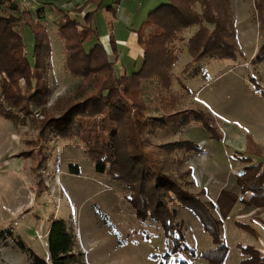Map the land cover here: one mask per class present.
<instances>
[{
  "label": "rangeland",
  "instance_id": "obj_1",
  "mask_svg": "<svg viewBox=\"0 0 264 264\" xmlns=\"http://www.w3.org/2000/svg\"><path fill=\"white\" fill-rule=\"evenodd\" d=\"M67 1L49 2L62 5ZM257 1L223 0L222 4L212 5L215 15L218 13L216 8L227 10L228 38L225 37L224 41L231 38L233 28L238 49L235 51V60L205 58L199 64L204 70L203 75L191 76L193 68H190V73H186L185 62L191 61L187 50L188 40L199 28L192 26L178 34L175 42L167 45L168 52L176 60L168 71V77L162 78L166 80L151 76L138 82L137 86L133 84L134 88L130 85L129 89L133 88L130 94L119 97V100L115 99L116 102L123 101L128 108L122 124L126 129L119 127L126 142L106 138L110 143L113 141L117 155L122 156L126 143L133 142L131 129L136 132L137 128L143 130L140 135L146 155L150 158V165L157 160L156 157L166 159L162 153L170 151L164 146L167 143L179 138L192 142L198 151L175 149L170 157L178 162L173 172L174 179L178 180L186 192L193 193L199 199L204 198L203 196L206 199L214 198L219 187L241 194L238 175L242 169L262 163L263 170L264 54L258 61L253 59L262 40L258 28ZM111 2L104 0L95 12L93 28L96 29L97 36L84 44V50L88 53L98 40L111 55L109 36L112 31L118 42V60L112 56L110 60L114 65L115 75L119 77L123 69L121 64L124 68L129 65L130 70L125 69L126 74L140 70L143 61L130 59L131 54L140 49L132 30L140 29L157 3L147 7L146 0L127 1L123 5L131 11V21H125L126 17L122 12V17L115 23L104 10ZM168 2L165 0L162 4ZM23 3L19 7L25 10ZM137 3L141 4L139 8ZM192 9L202 20L203 9H200L199 4H195ZM26 11L32 18H40L50 47L49 58L44 60L45 67L38 77L46 85L45 102L43 106L29 107L30 117L40 120L54 116L63 106V100L73 96L82 78L72 75L65 67L63 40L57 35L58 15L49 10L48 15L41 17V10ZM0 15L4 13L0 12ZM200 25L209 32L213 30L212 24L203 21ZM16 31L24 47L21 54H25L30 67H34V34L22 22L17 25ZM147 33L148 30H145V34ZM102 76L98 75L99 82L103 79ZM249 78L254 79V84ZM1 79L6 80V77L1 74L0 83ZM202 85L198 94H195ZM125 86L127 83L122 84V87ZM257 86L259 89L255 88ZM19 87H24L23 81H19ZM94 89L95 87L92 90ZM41 107L46 116L41 114ZM190 111L208 113L218 136H211L200 123H190L183 127V118ZM116 113L120 114L118 110ZM19 117L0 98V232H11V236L4 233L0 235V264H30L27 254L19 249L16 238L50 264L46 237L51 222L57 219H63L72 229L75 238L74 253L80 255L81 264H213L208 256L209 250L215 246L201 221L190 209L174 199L172 202L170 199L165 201L169 210H174L173 224L176 229L180 228L184 237L180 244L182 250L179 254L172 255L171 241L165 238L160 223L151 218L144 221L136 218L127 200L132 196L130 182L119 181L108 172H96L94 163L100 161L99 155L96 153V161H92L85 153L84 143L75 138L67 140L49 134L40 142L43 150L39 149L40 153L37 152V127L29 118L23 121ZM35 139L36 144H27ZM26 150L31 152L25 157L23 155ZM20 154L23 155L18 156ZM237 157H246L252 162L244 164ZM110 160L113 162V159ZM69 165H75L79 174L70 173ZM32 167H36V170H32ZM188 169L191 175H185L184 172ZM138 171L139 167L135 173L141 177ZM121 175L133 179V176ZM216 206L217 204L213 214L218 218ZM231 221L232 216L230 222L223 224L221 235L229 251L226 262L222 264H238L235 261V256L239 253L237 242L249 245L252 240L248 233L235 227Z\"/></svg>",
  "mask_w": 264,
  "mask_h": 264
},
{
  "label": "trees",
  "instance_id": "obj_2",
  "mask_svg": "<svg viewBox=\"0 0 264 264\" xmlns=\"http://www.w3.org/2000/svg\"><path fill=\"white\" fill-rule=\"evenodd\" d=\"M97 1L91 0V2ZM168 1L167 4H161L149 12L145 23L137 31V43L143 51V62L140 70L128 76L119 77L115 75L113 63L101 43H95L88 53L84 50V44L97 35L91 24L93 12L86 13L83 23L78 24L72 21L65 12L56 9L61 15L57 22V35L63 40L65 67L72 75L80 76L82 81L74 91L73 96L63 100V106L57 110L54 116L51 115L46 119L38 120L30 117L29 107L31 105L43 106L47 94L46 85L43 81L38 80L40 71L46 64L44 60L50 55L45 26L39 21V18L38 20L32 18L26 9H20L19 4L0 0V12L4 13V15H0V75L6 77V80L1 79L0 98L23 121L29 118L31 123L35 124L38 133V146L35 147L37 152L40 153L39 149L43 150L40 142L44 141L49 134L67 140L75 138L84 143L85 153L92 161H96V153L99 155L100 161L94 163L96 172H108L119 181L130 182L132 184L130 187L132 196H129L127 200L132 206L136 218L140 221L151 218L160 223L165 238L171 241L170 253L172 255L179 254L182 250L180 244L184 237L180 228L176 229L173 224L174 210L170 209V211L165 201L170 199L169 201L172 202L174 199L182 203L201 221L204 230L212 239L215 248L209 250V261L213 264H222L226 259L228 246L221 235L223 224L213 214L214 204L202 202L193 193L186 192L173 175L178 165V162L170 157L173 150L186 149L193 152L198 151L197 146L183 138L174 140L164 145L170 151L167 150L163 153L160 151V154L162 153L166 159L160 160L159 157H156L157 160L152 161L153 165H150V158L147 157V152L142 145L144 141L140 135L143 132L141 128L138 130L136 127L138 137L136 130L131 129L133 142L126 143L122 156L115 153L113 141L110 143L106 139L107 137L112 138V140L117 138L119 142L121 140L126 142V137L122 132H119V127L125 128L122 124L127 114V104L123 101L116 102L115 99L119 100V97L123 98L130 94L133 92L134 86L139 84L138 82L151 76L166 80L162 78L168 77V71L176 60L175 56L168 52L167 45L175 42L177 35L185 29L192 26L199 27L188 40L187 45L191 61L186 64L184 71L190 73V68H193L191 76L204 74L199 64L205 58L236 59L235 51L238 49L234 41L233 28L231 38L224 41L225 37L228 38L226 33L228 27L227 10L222 11L216 8L218 13L215 15L212 7L213 4H222L223 0ZM118 2L119 0L116 3L118 4ZM195 4H199L200 9H203L202 20L198 17L197 12L192 9ZM84 6L73 12H82ZM256 7L259 17L258 28L262 35L261 43L253 57L254 60L258 61L264 54V0H258ZM203 21L213 25L211 32L200 25ZM21 22L29 26L34 34V67H30L26 55L21 54L24 47L21 37L16 31L17 25ZM145 30H148L147 34H145ZM109 43L113 54L115 53V42L112 35L109 36ZM99 74L103 75L100 82L98 80ZM19 81L24 82L23 88L19 87ZM249 81L254 84L253 78H249ZM123 83H127V86L122 87ZM130 85L133 86L132 90L129 89ZM93 87H95L94 90H92ZM255 88L259 89V86ZM71 103L73 104L70 106ZM43 110L41 107V114L46 116ZM117 110L120 112L119 115L116 113ZM110 122H115V124ZM190 123H200L206 131H209L211 136H218V133L214 132L213 120L204 111L188 112L183 118L182 125L187 127ZM33 142L36 144V139L28 141L27 144L31 146ZM30 152V150H26L25 155L20 154L18 156L26 157ZM150 155L152 156L151 152ZM110 159H113V162ZM238 160L244 164L252 162L246 157L238 158ZM261 164H255L252 167H250L251 165L246 166L238 175L240 191L250 193L249 201L255 207H264V167L262 170ZM36 167H34L35 169L32 167V170H36ZM138 167V174L141 177L135 173ZM69 170L72 174H79L75 165H69ZM184 173L190 175V170L188 169ZM121 174L133 176V179ZM239 227L247 230V227ZM2 233L11 236L10 231L0 232V235ZM16 240L19 249L27 254L30 264H47L44 258L37 256L31 249L25 247L18 238ZM46 243L50 264H81L80 255L74 253L75 238L73 231L63 219L51 222ZM239 248L243 255L248 256V258L241 260L240 264H262L251 247L239 246Z\"/></svg>",
  "mask_w": 264,
  "mask_h": 264
},
{
  "label": "crops",
  "instance_id": "obj_3",
  "mask_svg": "<svg viewBox=\"0 0 264 264\" xmlns=\"http://www.w3.org/2000/svg\"><path fill=\"white\" fill-rule=\"evenodd\" d=\"M49 1H51V0H25L22 5L25 6V9L41 10L42 12H39V16L42 15L43 17L46 14L48 15L49 10L52 11L54 14L58 15V18H56V23L58 22V20L61 16L56 11V9H60L63 12H65L66 15L72 21H75L78 24L83 23V18H84L86 13L93 12V20L91 23L92 27H93L95 12L101 6V4L104 0H98L97 2H91V0H68L66 2L67 4L65 3L62 5H58V4L55 5L54 2H49ZM111 1H112L111 5L105 6L104 10L111 15V18L113 20L112 22L117 23L120 20V18L122 17V12H124V14H125V17H126L125 21L130 22L132 19L131 11H129L128 8L123 5V3L127 2V1L130 2V0H120V3L118 2V4L115 3V0H111ZM163 1H165V0H146L145 5L147 7H149V6L152 7L153 5H155L157 3V6H159L162 4ZM64 5H66L65 8L61 7ZM136 5H138V8H139V6L141 4L137 3ZM82 6H84L82 12H73L74 10L79 9ZM157 6H155V7H157ZM95 31H96V29H95ZM137 31H138L137 29H135V30L133 29L132 33L133 32L135 33V37H136L135 42L140 49H139V51H136L134 54L130 53L131 54L130 59H134V58L141 59L140 62H142L141 53L143 55V51L137 43ZM194 31H195V29H194ZM110 33H112L113 40L115 42V53H113L111 55L109 54L110 56L109 55L108 56H109V59L112 56L114 58L116 57V59L118 60V56H117V52H116V47H117L118 42H117L116 37L114 36L113 32L111 31ZM97 42H98V40L95 41V43H97ZM109 52H112L110 43H109ZM185 63L187 64L188 62H185ZM121 67L123 68V69H121L122 75H130V74H126L127 70L128 71L130 70L129 65H127V68H124V66L121 64ZM125 69H127V70H125ZM202 71L204 72L203 68H202ZM122 75H120V76H122ZM202 87H203V85L200 86L196 90L195 94H198V92L200 91V89ZM237 159H238V157H237ZM239 170H241V168ZM238 171H237V173H238ZM201 190L203 191V189H200V191ZM239 190H240V188H239ZM201 193H204V191ZM203 197L205 198V196H203ZM204 198L200 197V199L203 200L204 202L213 203L214 206H215V204H217L216 214H217L218 218L215 215L214 216L218 220H220L222 222V224H224L226 222H230V219L232 216L231 223L235 227H237L238 229H242L239 226L247 227V230H244V229H242V230H244L246 233H248L251 236L252 240L249 241L251 244L247 245L246 242H241V243L237 242L236 248L239 250V253L235 256L236 263L238 262V264H240L241 260L248 258L247 255H243L241 253L239 246H242V247H251L256 252V254L258 255L262 264H264V207H261V206L255 207V206L251 205V203L249 201V198H250L249 192H246V193L241 192V194H238V192H233V191L231 192V191H229V189L224 190V187H219L214 198H210V197L208 199H206V198L204 199ZM222 237H223V235H222ZM228 251H229V249H228ZM227 257H226V259H227ZM225 262H226V260H225Z\"/></svg>",
  "mask_w": 264,
  "mask_h": 264
},
{
  "label": "built area",
  "instance_id": "obj_4",
  "mask_svg": "<svg viewBox=\"0 0 264 264\" xmlns=\"http://www.w3.org/2000/svg\"><path fill=\"white\" fill-rule=\"evenodd\" d=\"M9 3H17L20 4L22 2H24L25 0H7Z\"/></svg>",
  "mask_w": 264,
  "mask_h": 264
}]
</instances>
